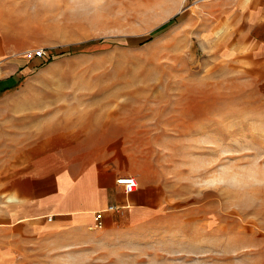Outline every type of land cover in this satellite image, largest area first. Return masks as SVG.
I'll use <instances>...</instances> for the list:
<instances>
[{
  "label": "rangeland",
  "instance_id": "obj_1",
  "mask_svg": "<svg viewBox=\"0 0 264 264\" xmlns=\"http://www.w3.org/2000/svg\"><path fill=\"white\" fill-rule=\"evenodd\" d=\"M2 3L20 57L44 51L34 87L97 108L95 147L129 163L147 197L140 240L99 264H264V67L242 38L249 2Z\"/></svg>",
  "mask_w": 264,
  "mask_h": 264
},
{
  "label": "crops",
  "instance_id": "obj_2",
  "mask_svg": "<svg viewBox=\"0 0 264 264\" xmlns=\"http://www.w3.org/2000/svg\"><path fill=\"white\" fill-rule=\"evenodd\" d=\"M242 1L249 2L244 16L250 18L242 38L264 67V0ZM2 2L0 264H99L105 253L140 240L141 226L152 220L147 197L119 183L138 178L129 163L117 164L95 147L101 143L91 121L97 108L34 87L42 86L43 74L34 71L44 60L28 58L34 50L20 57L15 19L3 15ZM110 206L117 210L100 229L96 213Z\"/></svg>",
  "mask_w": 264,
  "mask_h": 264
},
{
  "label": "built area",
  "instance_id": "obj_3",
  "mask_svg": "<svg viewBox=\"0 0 264 264\" xmlns=\"http://www.w3.org/2000/svg\"><path fill=\"white\" fill-rule=\"evenodd\" d=\"M26 55L28 58H36V57L42 58V57H44V51L43 50L30 51ZM119 183L125 185L126 190L129 193L135 192L137 190V187H138L136 181L133 178L121 179V180H119ZM116 210H117V208L115 206H110V207L96 213V222H97L96 226L100 229L103 228L105 215L107 213H111V212H114Z\"/></svg>",
  "mask_w": 264,
  "mask_h": 264
},
{
  "label": "bare ground",
  "instance_id": "obj_4",
  "mask_svg": "<svg viewBox=\"0 0 264 264\" xmlns=\"http://www.w3.org/2000/svg\"><path fill=\"white\" fill-rule=\"evenodd\" d=\"M205 2H206V1H205ZM200 4H201V3H200ZM203 4H205V3H203ZM198 7H199V6H198ZM184 27H185V26H184ZM184 27H183V28H184ZM222 32H223V31H222ZM174 33H175V32H174ZM219 33H221V31H220ZM177 35H178V34H177ZM182 36H183V35H182ZM187 36H188V35H187ZM184 37H185V36H184ZM178 38H179V37H178ZM182 38H183V37H182ZM180 39H181V38H180ZM180 39H179V40H180ZM176 40H177V39H176ZM187 40H188V39H187ZM181 41H182V40H181ZM166 42H167V41H166ZM169 42H170V41H169ZM173 42H175V41H173ZM177 44H178V42H177ZM177 44H176V45H177ZM168 45H169V44H168ZM172 45H173V44H172ZM176 45H174V46H176ZM164 46H165V45H164ZM159 47H160V46H159ZM178 48H179V47H178ZM170 49H171V48H170ZM157 50H158V49H157ZM161 51H162V50H161ZM259 51H260V50H259ZM167 53H168V52H167ZM153 58H154V57H153ZM154 59H155V58H154Z\"/></svg>",
  "mask_w": 264,
  "mask_h": 264
}]
</instances>
